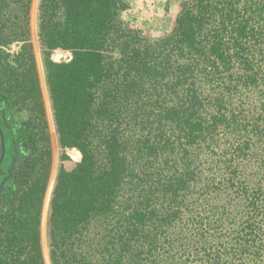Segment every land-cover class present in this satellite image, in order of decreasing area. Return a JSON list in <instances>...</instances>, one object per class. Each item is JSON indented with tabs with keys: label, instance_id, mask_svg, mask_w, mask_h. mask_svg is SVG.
<instances>
[{
	"label": "trees",
	"instance_id": "obj_1",
	"mask_svg": "<svg viewBox=\"0 0 264 264\" xmlns=\"http://www.w3.org/2000/svg\"><path fill=\"white\" fill-rule=\"evenodd\" d=\"M31 4L0 0V264H45L53 151ZM36 4L51 126L82 153L62 155L48 263L264 264V0H185L158 38L123 19L126 0H39L38 29Z\"/></svg>",
	"mask_w": 264,
	"mask_h": 264
},
{
	"label": "rangeland",
	"instance_id": "obj_2",
	"mask_svg": "<svg viewBox=\"0 0 264 264\" xmlns=\"http://www.w3.org/2000/svg\"><path fill=\"white\" fill-rule=\"evenodd\" d=\"M127 8L123 12V19L130 23L133 27L139 29L144 35L150 37H161L166 34L171 28L172 25L179 14L182 4L185 0H126ZM35 0H32L31 4V12H30V34H29V43L31 44L33 51L36 56V62L38 67V72L40 76L41 88L44 96L49 133L51 137L52 151H53V159H52V168L50 180L45 196V202L42 213V221H41V240L42 247L45 257V264L48 263V257L50 262V250H49V237H48V213H49V205L50 199L52 195V191L54 188V184L56 181L57 173L59 167L61 165L62 155L65 153L67 158L64 159V163L67 167L74 166L75 163L79 162L82 158V153L77 148H68L63 149L58 140L57 130L55 123L53 127L51 126L50 115L52 112V106L50 101V96L48 92V87L46 83V89L43 83V77H45V66L43 59V49L40 45L39 36L38 42L36 43L34 40V31H33V6ZM38 5L39 0H37L36 4V21H37V29H38ZM20 43H14L10 50L18 51L20 49ZM55 50L52 54V58L56 55ZM71 57V52L65 51V56L62 60H67ZM48 96L49 106L46 101V95ZM50 110V111H49ZM53 119V112H52ZM54 122V119H53ZM52 179L53 182H52ZM44 216V217H43ZM51 264V263H50Z\"/></svg>",
	"mask_w": 264,
	"mask_h": 264
},
{
	"label": "water",
	"instance_id": "obj_3",
	"mask_svg": "<svg viewBox=\"0 0 264 264\" xmlns=\"http://www.w3.org/2000/svg\"><path fill=\"white\" fill-rule=\"evenodd\" d=\"M65 56V50L62 49H58V51L56 52V55L53 57V59L55 61H61ZM0 168H1V164L4 160L5 157V153H6V141H5V135H4V131L2 129V127L0 126ZM8 178L5 177L4 180L1 183V186L4 184L5 180Z\"/></svg>",
	"mask_w": 264,
	"mask_h": 264
},
{
	"label": "flooded vegetation",
	"instance_id": "obj_4",
	"mask_svg": "<svg viewBox=\"0 0 264 264\" xmlns=\"http://www.w3.org/2000/svg\"><path fill=\"white\" fill-rule=\"evenodd\" d=\"M20 154H21V151H18V155H20ZM18 155H17V153H16V156H18ZM19 165H20V158L18 157L17 160H14V161L12 162L10 168L8 169L9 172H12V171H13L14 169H16V168H19ZM1 166H2V164H1ZM0 187H1V183H0Z\"/></svg>",
	"mask_w": 264,
	"mask_h": 264
}]
</instances>
